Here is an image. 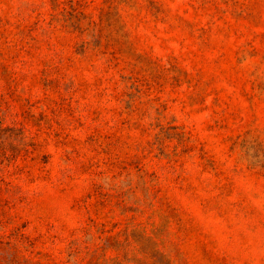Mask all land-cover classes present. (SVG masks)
Returning a JSON list of instances; mask_svg holds the SVG:
<instances>
[{
	"label": "rangeland",
	"instance_id": "374dc122",
	"mask_svg": "<svg viewBox=\"0 0 264 264\" xmlns=\"http://www.w3.org/2000/svg\"><path fill=\"white\" fill-rule=\"evenodd\" d=\"M0 264H264V0H0Z\"/></svg>",
	"mask_w": 264,
	"mask_h": 264
},
{
	"label": "trees",
	"instance_id": "16d2710c",
	"mask_svg": "<svg viewBox=\"0 0 264 264\" xmlns=\"http://www.w3.org/2000/svg\"><path fill=\"white\" fill-rule=\"evenodd\" d=\"M102 248H103V246H102ZM99 249H100V247H99ZM74 250H75V249H73V250L71 251V254H70L71 256H75V255H76L75 252H74Z\"/></svg>",
	"mask_w": 264,
	"mask_h": 264
}]
</instances>
